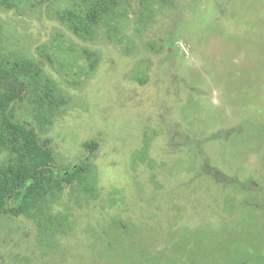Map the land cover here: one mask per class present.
I'll return each instance as SVG.
<instances>
[{"label": "rangeland", "instance_id": "1", "mask_svg": "<svg viewBox=\"0 0 264 264\" xmlns=\"http://www.w3.org/2000/svg\"><path fill=\"white\" fill-rule=\"evenodd\" d=\"M85 14L0 0L2 52L66 98L47 129L16 119L97 176L0 215V264H264V0H121L92 33Z\"/></svg>", "mask_w": 264, "mask_h": 264}, {"label": "trees", "instance_id": "2", "mask_svg": "<svg viewBox=\"0 0 264 264\" xmlns=\"http://www.w3.org/2000/svg\"><path fill=\"white\" fill-rule=\"evenodd\" d=\"M121 0H84L87 23L92 33ZM0 47V215L31 216L40 201H46L65 185L77 183L93 191L96 171L88 163L58 169L47 141H40L35 128L16 119L14 104L25 103L26 111L41 130L47 129L53 113L66 103L56 83L38 82L42 67L33 60L13 59Z\"/></svg>", "mask_w": 264, "mask_h": 264}]
</instances>
